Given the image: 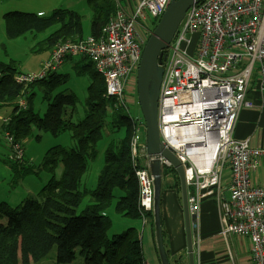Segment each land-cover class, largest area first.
<instances>
[{
	"label": "built area",
	"instance_id": "built-area-1",
	"mask_svg": "<svg viewBox=\"0 0 264 264\" xmlns=\"http://www.w3.org/2000/svg\"><path fill=\"white\" fill-rule=\"evenodd\" d=\"M112 1L114 14L96 37L57 44L39 72L16 74L13 79L29 84L57 72L68 59L90 62L103 79L105 96L114 101L116 111H124L132 125L130 151L138 204L143 212L151 213L153 179L142 140L144 125L140 117L129 114L126 96L130 100L137 96L143 47L171 0ZM165 56L157 105L159 136L183 167L190 218H197L203 199L215 197L222 215V235L248 238L251 263L264 264V187L254 185L264 149L232 136L240 110L260 107L249 99V91L256 88L264 93V0L194 4ZM18 104L26 106L23 99ZM5 140L11 150L9 158L21 159L23 143L7 131ZM160 160L162 168H171ZM226 177L228 200H223Z\"/></svg>",
	"mask_w": 264,
	"mask_h": 264
},
{
	"label": "trees",
	"instance_id": "trees-1",
	"mask_svg": "<svg viewBox=\"0 0 264 264\" xmlns=\"http://www.w3.org/2000/svg\"><path fill=\"white\" fill-rule=\"evenodd\" d=\"M87 4L93 13L90 36L96 37L114 14V4L112 0H87ZM2 20L8 40L55 28L44 40L50 50L58 43L83 39L81 16L70 10L56 9L48 16L10 12ZM72 63L73 68L78 66L77 75L88 76L90 81L84 115L76 123L72 120L78 99L75 94L60 90L67 83L68 75L55 72L40 81L17 83L13 79L18 74L15 62H0V107H12L3 129L20 143L37 138L35 132L52 136L69 132L73 143L71 148L56 146L44 153L40 168L50 179L35 195L25 197L16 207L0 203V215L6 218V223L0 222V264H35L54 248L57 264L71 263L77 249L82 264L147 262L136 230L128 228L110 236L113 224L105 214L113 207L116 215L139 222L140 229L147 222L154 234L152 214L143 212L138 204V183L130 151L131 125L124 113L114 110V101L105 96L103 79L93 65L84 58ZM35 88L41 90L47 103L41 116L34 107L32 91ZM20 99L25 101V108L18 104ZM106 127L122 130L123 135L105 149L95 189L80 190L82 177L89 162L97 156L96 145ZM2 161L16 179L32 173L33 164L24 156ZM58 168H61L59 178L56 177ZM171 173H174L172 168L163 169L162 178ZM86 198L89 205L79 210Z\"/></svg>",
	"mask_w": 264,
	"mask_h": 264
},
{
	"label": "rangeland",
	"instance_id": "rangeland-1",
	"mask_svg": "<svg viewBox=\"0 0 264 264\" xmlns=\"http://www.w3.org/2000/svg\"><path fill=\"white\" fill-rule=\"evenodd\" d=\"M56 9L70 10L79 14L81 16L82 34L84 36L91 34L93 13L87 4V0H0V62L5 63L12 60L16 64L17 71L24 73L33 71V73L30 74L39 72L42 66H39L41 60L44 58L47 59L49 54V48L46 46V42H44V40L55 31V28H50L43 33H28L18 39L8 40L5 37L2 16L5 13L10 12L31 14H40L42 12L44 16H48L53 10ZM150 33L148 34L147 38L149 37ZM74 68L72 62L67 61L64 68L60 71V74L69 72L68 81L60 90H67L68 92L75 94L78 99L72 120L74 123H76L83 118L84 99L90 81L88 76H78V68ZM32 92L34 94V107L37 113L41 116L46 109L47 103L43 100V94L40 89L35 88ZM126 100L129 114H131V116H135L136 118L140 117V122L143 124V118L140 113L137 96L136 98H133V100H130V97L126 96ZM11 109L12 107H0V203L5 202L12 205L11 207H16L26 197L27 194L35 195L50 179V175L45 173L40 168L44 153L48 149L56 146L71 148L73 143L70 140L69 132L63 133L59 136H52L50 134L40 132L37 138L31 137L22 144V149L24 159L31 161L33 164L31 167L32 173H28L24 177L16 179L10 167L2 161V159L9 158V152L11 151L9 144L5 140V131L3 129L4 120L11 114ZM119 111L124 113L122 109ZM122 135V130L115 131L114 129L110 130L109 127H106L102 139L96 145L97 156L92 162H89L88 169L82 177L79 185L80 190L87 189L91 191L95 189L98 175L103 166L104 151L110 142L118 141V138H120ZM144 138L145 133L143 127V142ZM162 169H170V167L163 166ZM171 174H174V176L176 175L175 171ZM60 175L61 168H58L56 170V177L59 178ZM165 182H167V180H165ZM89 203V199H84L81 206L79 207V210L85 208V206L89 205ZM112 210L113 216L115 213L114 209ZM105 214L110 217V213ZM0 222L3 224L6 223V218L3 215H0ZM112 234V231H110L109 235L111 236ZM136 234L140 239L139 232H136ZM143 236L144 235H142L141 240L143 239ZM146 240L147 235L145 236L143 242L144 249ZM154 256L157 258L155 252ZM145 257H147V262L151 264V260L146 250ZM82 263L83 260L79 256L77 249L75 259L69 264ZM35 264H57L56 249L54 248L44 260Z\"/></svg>",
	"mask_w": 264,
	"mask_h": 264
},
{
	"label": "crops",
	"instance_id": "crops-1",
	"mask_svg": "<svg viewBox=\"0 0 264 264\" xmlns=\"http://www.w3.org/2000/svg\"><path fill=\"white\" fill-rule=\"evenodd\" d=\"M40 14L43 15L42 12ZM87 36L83 35V38ZM51 52L52 50L49 49L48 58L42 59L39 66L49 59ZM67 61L62 64L56 73L60 74ZM76 61L74 59L71 62ZM75 68H78V66H75ZM17 73L24 75L33 73V71L29 73L17 71ZM68 73H64L63 75H68ZM248 97L255 106L260 107L257 109L240 110L232 136L235 140L248 139L253 147L264 149V93H260L256 88H252L249 91ZM39 133L35 132L34 136H38ZM26 141L24 140V142ZM227 177L223 180L224 183L222 185L223 192L221 198L223 200H228V193L225 190L228 181ZM162 180L159 215L164 250L170 264H188L179 180L174 174H169L166 179L162 178ZM254 185L264 187V156L254 175ZM29 195L32 194H27L26 197ZM116 196H119V194H116ZM112 209L113 207L106 211V213H110L109 218L112 220V235L121 233L128 228H134L136 232L139 231L140 238L144 235L143 239H140L142 248L145 236L147 235L144 245L145 249L143 248L144 255L146 250L151 264H159L156 254L155 234L151 233L149 224L146 222L140 229L139 222L122 218L116 214L112 216ZM221 217V210L217 199L210 196L201 201L197 218H190L195 264H252L249 239L236 235H222ZM154 252L157 258H155ZM145 259L147 261V257ZM147 263L149 264V262Z\"/></svg>",
	"mask_w": 264,
	"mask_h": 264
},
{
	"label": "water",
	"instance_id": "water-1",
	"mask_svg": "<svg viewBox=\"0 0 264 264\" xmlns=\"http://www.w3.org/2000/svg\"><path fill=\"white\" fill-rule=\"evenodd\" d=\"M203 0H171L166 10L159 18L143 47L136 76L137 101L144 125V150L149 160V171L153 179V226L157 254L160 264H170L163 246L159 207L162 189L163 159L170 164L179 180L181 201L184 215L185 238L188 264H195L193 254L191 219L187 204V187L184 181V171L173 153L164 147L159 136L157 123V105L160 83L162 79V63L165 61V51L168 48L177 28L187 10Z\"/></svg>",
	"mask_w": 264,
	"mask_h": 264
},
{
	"label": "flooded vegetation",
	"instance_id": "flooded-vegetation-1",
	"mask_svg": "<svg viewBox=\"0 0 264 264\" xmlns=\"http://www.w3.org/2000/svg\"><path fill=\"white\" fill-rule=\"evenodd\" d=\"M165 54V53H164Z\"/></svg>",
	"mask_w": 264,
	"mask_h": 264
}]
</instances>
